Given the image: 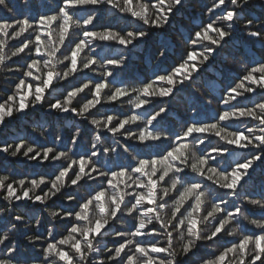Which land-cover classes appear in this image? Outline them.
<instances>
[{"label": "snow or ice", "instance_id": "6c2138e0", "mask_svg": "<svg viewBox=\"0 0 264 264\" xmlns=\"http://www.w3.org/2000/svg\"><path fill=\"white\" fill-rule=\"evenodd\" d=\"M191 5L192 0H59L47 12L0 19V67L19 74L0 101V126L32 116L38 121L43 112L49 122L68 114L82 118L97 132L90 152L77 159L70 157L71 148L41 145L38 149L23 140L0 145V163L10 157L60 165L38 179L0 173V264H264V185L259 199L240 193L257 165L264 174V58L244 63V71L222 94L225 108L211 121L192 117L182 131L173 133L167 127L169 108L164 106L177 93L188 92L218 60L227 64L242 55L233 44L238 32H244L253 46L259 42L264 48V2L212 0L203 4L200 23L185 29L177 17ZM0 7L11 11L7 0H0ZM256 8L259 13L252 14ZM81 9H112L125 17V26L114 30L102 25L96 30L100 17L89 11L81 23L74 15ZM129 23L137 26L129 30ZM169 32L179 35L186 46L179 62L146 78L139 87H113L108 81L115 78L112 71H104L99 82L89 79L71 89L64 86L97 64L94 42L130 50ZM168 47L167 40H161L160 57L167 58ZM82 54L86 60L80 59ZM123 63L121 58H107L113 68ZM110 87L113 90L102 95ZM53 92L56 96L50 100ZM254 94H260L261 100L241 103ZM123 98L134 114L89 119L97 105L123 103ZM141 109L144 114H137ZM245 120L251 124L244 130L229 127ZM133 125L139 127L138 133L132 131ZM101 132L154 151L138 156L131 145H120L130 157L127 164L102 160L101 155L119 153L112 146L98 149ZM82 135L78 129L68 138L70 144L78 145ZM210 137L217 138L219 146L209 149ZM55 140L63 142L60 135ZM239 151L248 155L233 165L228 157ZM94 183L97 187L83 197L68 191ZM58 194L68 206L48 213L53 228L47 237L38 232L22 234L27 243H18L25 215L16 214L17 209L29 204L48 207ZM237 199L257 208L259 217L250 218L248 210L236 205ZM58 223L64 231L57 235Z\"/></svg>", "mask_w": 264, "mask_h": 264}, {"label": "trees", "instance_id": "16d2710c", "mask_svg": "<svg viewBox=\"0 0 264 264\" xmlns=\"http://www.w3.org/2000/svg\"><path fill=\"white\" fill-rule=\"evenodd\" d=\"M59 0H7L8 7L11 8L9 12L7 9L0 7V19L14 20L16 18H23L24 16H34L37 12L43 13L49 11L51 8H55ZM253 4L264 2V0H252ZM204 3L211 4L212 0H192V5L188 7L181 16L177 17L179 25H183L185 29L192 25H198L200 23L199 17L202 14V6ZM47 5V7H46ZM89 11L97 14L100 19L97 23L96 30H102V25L111 26L114 30H118L125 26V17L115 13L112 9L101 11L98 9H81L74 12L78 18H86ZM259 9H254L252 14H258ZM135 23H129L128 29L136 27ZM80 29H75V32H80ZM75 39V36L73 37ZM167 40L168 55L167 58L159 56V51L163 50L159 48L161 40ZM233 44L235 49L239 53L236 55L235 62H229L227 64L217 61L214 65L210 66L208 71L205 73L201 80L197 81L188 92L177 93L175 97L167 99L164 102V106L169 108L168 119L170 123L167 127L171 132L182 131V125L189 121L190 118L195 117L201 121L213 120L217 112L224 109L225 106L220 103L224 90L229 86H233V82L237 80L238 75L244 71V63H254L264 58V48L257 42L255 46L249 42L244 32H238ZM185 45L181 41L180 36L175 32H169L167 37H152L145 42L137 44L135 47L130 46L129 49H124L122 46L105 43V42H94V54L98 62L93 65L91 70L85 69L83 72L75 76L64 84L65 87L71 89L74 85H79L82 82H88L89 79L93 83L99 82L103 79L104 71H112L115 73V78L109 77L108 81L113 84V87H139L141 82H144L146 78H154L157 74H163L171 69V67L177 64L180 57L185 50ZM66 51V49H65ZM85 52L91 56L93 52L86 49ZM107 58H121L124 63L119 69L113 68L107 64ZM81 60H86L87 56L81 55ZM12 63L11 61L9 62ZM22 63V61H17ZM15 66V65H13ZM62 67L58 65V68ZM18 73H8L2 67H0V101L6 99L7 94L10 92L11 83L15 82ZM63 83V82H62ZM113 87L105 90L102 95L106 96L109 94ZM63 91V89H61ZM56 96V92H53L49 96V99H53ZM90 98V93H88ZM260 94H254L248 100H242L241 103L245 105H251L256 101L261 100ZM124 102H116L115 104H102L97 105L98 111L93 110V116L97 119H103L105 114L108 115H123L134 114L127 98H123ZM211 100V104L208 101ZM82 102V101H80ZM154 103L156 101H153ZM196 108H199L200 115L196 116ZM151 111V108L148 109ZM137 114L143 115L144 110L141 109ZM250 121L237 122L229 125L232 129L244 130L247 126H250ZM140 126H143V121L140 122ZM159 125L156 128L159 129ZM80 130L83 135L80 137L78 145L73 146L70 144L68 139L71 135H75L77 130ZM132 131L138 133L139 127L133 125ZM60 135L63 138V142L55 140V136ZM97 132L82 121V118L72 117L70 114L66 115L62 120H52L49 122L45 117L44 113H40V118L37 121L36 116H32L31 120L20 119L11 120L6 126H0V145L5 142H20L25 141L26 144L30 143L36 148L44 146H55L58 150H66L71 148L72 151L69 153L70 157L77 159L79 155H84L90 152L91 145L96 143ZM101 140L98 144V149L102 151L105 147H117L118 153H109L108 156L101 155L102 160L115 161L116 163L127 164L129 162V155L123 153L120 145H131V152L138 156L147 155L149 152L154 151L153 149H142V146L138 145L135 141H125L122 136L110 137L104 133H99ZM117 139L119 144L116 143ZM220 142L215 137L208 139L209 149L212 146H219ZM248 155L246 151H239L235 157L229 156L228 159L233 162L240 159L243 156ZM227 156V154H226ZM59 163L49 164H37L35 162L27 161L26 159H13L7 158L0 163V173L10 174L17 179L19 178H35L38 179L41 175L47 177L52 172L59 168ZM252 179L248 181L241 189V197L247 196L249 199H259L262 194V185H264V174H262L261 167L256 166L255 172L252 173ZM43 187V186H42ZM97 185L91 184L90 187H80L69 189L68 191L78 196H86L89 191L96 188ZM47 191V188L44 189ZM39 191V190H37ZM236 205L243 207L248 210L250 218H258L260 213L257 208L247 204L243 199H237ZM68 205L65 202V197L58 196L54 197L48 202V207L43 205H31L27 208L20 206L17 209L16 214L23 213L25 215V225H21L20 232L17 233V242L21 245L27 243L22 234L32 235L33 232H38L42 236L47 237V231L53 228V221L49 219L48 213L50 211H62ZM5 217L10 218L9 213H2ZM40 221V225L37 221ZM246 223V222H245ZM127 226V225H123ZM115 227H122L117 224ZM249 227H251L249 225ZM110 229L109 231H113ZM58 235L64 231L62 227L57 224L54 229ZM112 239V237H108ZM148 239V238H145ZM231 238H226L225 242H230ZM104 243H108L106 239ZM109 247L111 245L109 244ZM39 250V245L36 251Z\"/></svg>", "mask_w": 264, "mask_h": 264}]
</instances>
